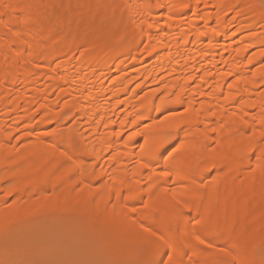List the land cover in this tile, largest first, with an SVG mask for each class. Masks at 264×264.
<instances>
[{"label": "bare ground", "instance_id": "bare-ground-1", "mask_svg": "<svg viewBox=\"0 0 264 264\" xmlns=\"http://www.w3.org/2000/svg\"><path fill=\"white\" fill-rule=\"evenodd\" d=\"M259 63L264 0H0V264L80 211L116 263L264 264Z\"/></svg>", "mask_w": 264, "mask_h": 264}, {"label": "rangeland", "instance_id": "rangeland-1", "mask_svg": "<svg viewBox=\"0 0 264 264\" xmlns=\"http://www.w3.org/2000/svg\"><path fill=\"white\" fill-rule=\"evenodd\" d=\"M231 17L232 16H229V19ZM109 29L111 28L109 27ZM259 64H261V67L264 65V63L263 64L259 63ZM259 64H257L254 67V69L256 67L259 68L258 67L260 66ZM53 97L55 98L56 95L54 94ZM253 113L256 114V110ZM169 114L170 112L159 116L157 121L162 120L164 117L168 116ZM70 124L71 123L67 124L66 127H69ZM150 124H154V123H150ZM186 130L187 129L184 128V131ZM47 131H49V129L46 128L44 132ZM24 134L25 131L23 130L19 131L14 138L15 140L14 143L16 142V140L20 139L19 137H22V135ZM37 136H39V138L41 136V138H43L44 140H52V137H46L43 134L37 135L36 131L29 132L28 139L34 140L37 138ZM213 136L215 137V135ZM28 139L18 140L17 143H15L17 145V148L18 149L23 148L22 147L23 143H25L26 140ZM177 147L178 146H176L175 148L172 147V150L177 149ZM255 159L256 158H254V160ZM136 165L137 162L134 161L132 167ZM249 171L250 170H245V173L246 172L248 173ZM109 174H111V171ZM214 176H215L214 172H211L202 182L204 184H208L210 183V181ZM144 184L146 185V182ZM230 196L234 197V195H230ZM233 197H229L228 195V200H232L231 198ZM15 199H16L15 197L7 198L6 205H10L15 201ZM139 205H137V207L140 206L143 207L144 203L141 204L140 206ZM254 210L255 209L253 207V211H251V216L253 217V219L264 222V214L256 215L254 213ZM77 214H79L77 215L78 218H76L75 216V220L71 222L66 221L64 219L65 217L63 218V216H62L63 220H61L59 223H51L49 221L47 222L38 221L37 219L35 220L34 217L25 218L24 222L23 220L16 221V223L20 222L16 225L17 236H15V239L13 241V243L18 247L16 250L17 253L16 258L18 259V262L16 261V264H117L118 262L116 263L113 261L112 255L115 251V248H117L120 238L119 237L113 238L108 243V241L106 240L107 233L104 231H100L98 234L91 235L89 233V229L91 228V224H93L92 220L84 218V213L82 211H80ZM82 214L83 216H81ZM135 215H137V212L135 213ZM48 226L50 227L55 226L57 228L54 229L52 233H50V235H48L46 238L44 239L38 238L37 234L39 229H42L43 227L47 228ZM207 230H208V225L206 228V232ZM132 238L133 235H129L127 236V239L129 241L126 239L125 241L132 242L131 241ZM228 245L232 246L229 243H222V242L218 243L215 252L216 255L219 257V260H221V257L222 259L225 258V256H223L224 250L227 251V249H229ZM57 248H60L59 251ZM255 252L264 261V244L261 247L255 249ZM25 254L30 255L31 259H26L25 261L20 260L21 258L24 257ZM26 255L25 257H27ZM169 255L170 254L168 252L165 253L163 264L167 263ZM132 264H152V263L145 259L142 261L141 259L138 262L137 261L133 262ZM233 264H237V263H235L234 261Z\"/></svg>", "mask_w": 264, "mask_h": 264}]
</instances>
